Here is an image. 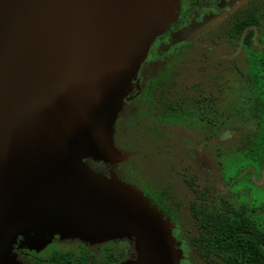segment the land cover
<instances>
[{"label":"rangeland","instance_id":"1","mask_svg":"<svg viewBox=\"0 0 264 264\" xmlns=\"http://www.w3.org/2000/svg\"><path fill=\"white\" fill-rule=\"evenodd\" d=\"M243 1L213 0L216 13L204 24L215 23L225 10ZM180 2L165 0L163 16L170 13L176 20ZM204 24L174 35L173 44L191 41L193 30ZM169 47V42L161 44L157 54L152 56L150 45L144 54L136 75L109 120L106 143L90 151L92 146L89 145H94L96 140L92 136L88 141L90 131L80 133L79 137L84 135L88 148L76 153L68 149L57 172L31 186L14 203L0 227V241L3 236L7 237L0 244V264H36V259H45L53 251L79 253L84 250L101 258L107 248L113 252L126 251L120 264L128 260L131 264H156L155 260L144 256L150 251L144 254L140 250L145 246L137 228L134 230L114 207L121 210L132 207L133 197L142 196L151 202L152 208L158 209L144 191L149 187L169 186L179 197L181 206L188 208L193 197L190 188L193 185L186 183L183 177L186 174L183 168L189 166L185 158L188 148L196 166L203 172L204 182L221 188L220 193L234 207H247L252 219L264 230V166L248 157L236 141H226L230 132L219 138L222 128L216 125L210 129L202 119L204 109L196 110L194 106L187 107L185 113L178 109L174 117L165 123L157 121L153 127L155 114L150 115L147 107L133 102L138 90H145L150 81L162 78L172 66H181L180 61L170 55ZM150 124L156 128L154 132ZM233 125L234 119H231L223 128ZM93 135L98 138L97 134ZM165 138L172 142L166 148L162 144ZM208 140L210 151H201L199 144H207ZM110 217L113 226L107 223ZM113 228L121 231L122 236ZM174 229V225L167 228L168 236L172 235L173 239L164 243L160 236L150 235L155 243V249L151 248L158 255L167 253L165 246L174 245L175 251L170 258H163L164 263L158 260L160 263H174L177 258L182 264L185 260L181 248L184 240L175 236ZM198 261L195 263L201 264Z\"/></svg>","mask_w":264,"mask_h":264},{"label":"water","instance_id":"2","mask_svg":"<svg viewBox=\"0 0 264 264\" xmlns=\"http://www.w3.org/2000/svg\"><path fill=\"white\" fill-rule=\"evenodd\" d=\"M163 4L0 0V227L31 186L57 172L68 149L88 148L80 133L90 131L88 141L96 140L90 151L106 143L109 120L144 54L175 20L170 13L163 16ZM133 198L132 207H113L137 228L145 246L140 250L150 251L144 256L163 264L174 245L158 255L150 235L162 243L173 239L166 232L172 224L147 198ZM107 223L112 225L111 217Z\"/></svg>","mask_w":264,"mask_h":264},{"label":"flooded vegetation","instance_id":"3","mask_svg":"<svg viewBox=\"0 0 264 264\" xmlns=\"http://www.w3.org/2000/svg\"><path fill=\"white\" fill-rule=\"evenodd\" d=\"M180 1L177 19L171 23L169 31H165L151 44L150 54L156 55L157 48L161 44L169 42V53L173 58L180 61L181 66H172L170 72L164 74L162 78L150 81L145 90L137 91L133 102H139V104L147 107L151 111L150 115L155 114L153 127L157 121L165 123L168 118L174 117L178 109L184 113L187 107L191 106H194L196 110L204 109L205 114L202 119L207 121V126L210 129L216 125L222 128L219 138L221 134L230 132L231 136L226 141L234 140L240 147L241 141L248 136L247 133H241L238 126V114L242 103L241 91H243V83L248 79L247 68L245 67L246 55L243 53V46L230 42L227 33L233 25L234 14L240 9L250 6L252 0H244L225 10L221 18L211 25L204 23L209 16L216 13L213 10V0ZM176 24L177 27H175ZM201 24L204 25L193 30L191 41L173 44L174 35ZM255 44H259L258 41L255 40ZM173 63L176 65V60ZM140 108L142 109V107ZM231 119H234V125L223 128V125H226ZM150 125L154 132L156 128H153L152 124ZM170 143L172 142L165 138L162 144L166 148ZM210 145L208 140L207 144H199V147L201 151H208ZM187 150L188 154L185 155V158L188 159L189 166L183 168L187 174H183V177H185L186 183L193 185L190 186L193 191L192 199L197 198L198 190L201 192L215 190L217 196L219 194L220 197H224L220 193L221 188L211 185V182H204L203 172L196 166L197 164L189 152L190 149ZM189 177L191 179L188 181ZM144 194L158 204L160 201L164 203V200L170 202L175 197L179 199L169 186L149 187L144 191ZM185 229L181 225H177L174 229L175 236L183 239L185 243L181 245L185 253V260L181 263L196 264L198 260L196 261L190 254L189 246L186 243ZM54 252L72 253L75 256L87 254L91 258V262L96 260L99 263L105 261L111 253H117L113 252L111 248H107L103 252V256L98 258L84 250L79 253L53 251L45 259H36L35 263L49 264V259Z\"/></svg>","mask_w":264,"mask_h":264},{"label":"trees","instance_id":"4","mask_svg":"<svg viewBox=\"0 0 264 264\" xmlns=\"http://www.w3.org/2000/svg\"><path fill=\"white\" fill-rule=\"evenodd\" d=\"M232 21L227 35L230 42L243 46L248 73L238 114L240 132L248 136L239 148L264 166V0H252L250 6L234 14ZM153 203L172 225L186 228L190 254L201 264H264V230L252 219L247 207H234L225 197L217 196L215 190H198L188 208L181 206L176 197L170 202ZM125 253H111L99 263L91 262L87 254L54 252L49 264H120Z\"/></svg>","mask_w":264,"mask_h":264}]
</instances>
